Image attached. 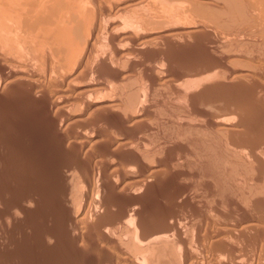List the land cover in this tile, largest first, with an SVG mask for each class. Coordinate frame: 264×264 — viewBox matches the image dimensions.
<instances>
[{"label": "rangeland", "instance_id": "rangeland-1", "mask_svg": "<svg viewBox=\"0 0 264 264\" xmlns=\"http://www.w3.org/2000/svg\"><path fill=\"white\" fill-rule=\"evenodd\" d=\"M90 1L68 49L0 0V264H264V0Z\"/></svg>", "mask_w": 264, "mask_h": 264}, {"label": "bare ground", "instance_id": "bare-ground-1", "mask_svg": "<svg viewBox=\"0 0 264 264\" xmlns=\"http://www.w3.org/2000/svg\"><path fill=\"white\" fill-rule=\"evenodd\" d=\"M4 1V6H6L7 7V9H6V11H8L7 13V15H9L8 17H9V19L8 18H6L5 20H7L9 23H7V21H6V23L7 24H12V25H14V26H16V27H18V29L20 30V31H18L17 32V34L18 35H16V37L17 38H20L21 36H19L21 33V27H23L22 26V24H23V22H24V24H25V22H27V17H30V18H32V17H34V16H28L30 13L27 11V17L26 18H24V16H22V19H24V21L21 19V15H25L26 13H25V11H23L24 13L23 14H21L22 13V10H25L24 8H26L24 5H26V3H25V1L23 0L22 1V3H23V6H22V4H21V2H20V0H3ZM50 0H33V1H29V3L28 4H32V8L30 9V10H32V11H36V12H33L34 14H37V13H42V14H46V15H42V16H40V15H38L37 17H39L40 16V18H41V20L40 19H38V20H40V21H38L37 23L35 22V21H37V20H35L36 19V17H35V19L33 20L35 23H30L31 25L29 26V25H27L30 29H31V32H29L30 33V37L33 35V36H39V38L40 37H43L44 39H43V41L42 42H44L45 44H46V42L48 41H46V39L45 38H47V39H49V40H51L52 41V43H50V41H48L49 43L48 44H52L53 45V43H55V42H57L58 44H61L62 46H64L65 47V45L67 46V48L69 49L70 47V45H71V47H72V38H71V36H70V39H69V32L71 33V31L69 30L68 31V29L69 28H67L68 27V25L70 24V26H72L73 24L72 23H70V22H68V20H67V15H68V12H67V10H68V8H70V9H72V7H73V9L75 10V12H76V15L77 14H80V16L82 15V17H88V15H89V9H88V7H90V5H87V3H89V2H91L90 0H89V2H88V0H86V2L85 1H83V3L84 4H82V0L80 1V0H60V4L58 5L57 4V6H56V4L55 5H53L52 4V2H51V5L49 4L50 2H49ZM61 1H65V2H61ZM27 2V1H26ZM77 2H79L80 3V5H77L76 3ZM96 2V1H95ZM137 2V1H136ZM185 2V1H184ZM6 3V4H5ZM78 3V4H79ZM92 3V2H91ZM92 5V4H91ZM27 6V5H26ZM30 6V5H29ZM56 6V7H55ZM159 6V8H161V9H165V10H167V9H169V7L166 5V6H163L162 4L161 5H158ZM5 7V8H6ZM31 7V6H30ZM92 8H93V6H91ZM95 7V6H94ZM2 8H3V6H2ZM29 8V7H28ZM90 9V12H92L93 11V9ZM34 9V10H33ZM28 10V9H27ZM29 10V11H30ZM152 10V9H151ZM171 10V9H170ZM5 11V12H6ZM167 11H169V10H167ZM172 11V10H171ZM183 11V10H182ZM129 12H131V10L129 11ZM176 12V11H175ZM32 13V14H33ZM135 13V12H134ZM166 13V12H165ZM19 14H21L20 16H19ZM33 14V15H34ZM131 14V13H130ZM130 14H127V15H130ZM138 14V13H137ZM168 14V13H167ZM173 15V14H172ZM90 16V15H89ZM133 16V15H132ZM136 16V15H135ZM20 17V18H19ZM78 17V16H77ZM140 17V16H139ZM174 17V16H173ZM164 18V17H163ZM2 19V18H1ZM21 19V20H20ZM26 19V20H25ZM85 19V18H84ZM84 19L82 20V21H84ZM120 19V18H119ZM32 19H29V21H31ZM87 20V19H86ZM138 20H139V18H138ZM172 20V19H171ZM4 21V20H3ZM21 21H23V22H21ZM70 21V20H69ZM155 21V20H154ZM126 22L127 23H130L131 24V15L130 16H128L127 17V19H126ZM135 22V21H134ZM1 23V22H0ZM105 23V22H104ZM103 23V24H104ZM153 23V22H152ZM23 24V25H24ZM34 24V25H33ZM68 24V25H67ZM3 25V24H2ZM11 25V26H12ZM33 25V26H32ZM99 25V24H98ZM121 25V24H120ZM139 25V24H138ZM27 26L24 28V30L27 28ZM97 26V25H96ZM103 26V25H102ZM4 27V26H3ZM12 28V27H11ZM22 28V29H23ZM29 28H27V29H29ZM33 28V29H32ZM7 29V28H6ZM17 29V30H18ZM26 29V30H27ZM70 29H71V27H70ZM4 30V29H3ZM106 30V29H105ZM5 31V30H4ZM23 31V30H22ZM28 31H30V30H27V32ZM24 32V31H23ZM23 32H22V37H21V39H23L24 40V38H23ZM2 33V32H1ZM7 33V32H6ZM26 33V32H25ZM31 33H32V35H31ZM9 34V33H8ZM13 34V33H12ZM16 34V33H15ZM26 35H27V33H26ZM70 35H72V34H70ZM2 36V35H1ZM0 36V37H1ZM4 36V35H3ZM29 36V35H28ZM11 37V36H10ZM26 37V36H25ZM72 37H74V36H72ZM1 38H4V37H1ZM32 38V37H31ZM30 38V39H31ZM34 38V37H33ZM5 39V38H4ZM3 39V40H4ZM7 39H9V41H10V39L11 38H7ZM36 38H34V40H35ZM42 39V38H41ZM41 39H40V42H41ZM74 39H75V37H74ZM3 40H0V41H3ZM6 40V39H5ZM18 40V39H17ZM20 40V39H19ZM26 40V39H25ZM46 42H45V41ZM76 40V39H75ZM8 41V42H9ZM12 41V40H11ZM36 41H37V39H36ZM39 41V40H38ZM74 41V40H73ZM41 42V43H42ZM69 42H71V43H69ZM3 43V42H2ZM2 43H0V44H2ZM5 43H7V40L3 43V44H5ZM15 43V42H14ZM18 43L19 42H17V46H19L18 45ZM22 43V42H21ZM35 43V42H34ZM16 44V43H15ZM15 44H14V46H15ZM38 43H36V45H37ZM70 44V45H69ZM9 45H10V43H9ZM8 44L6 45L5 44V46H9ZM41 45H43L44 46V44L42 43ZM49 45V46H50ZM51 45V46H52ZM40 46V45H39ZM47 44H46V47H49ZM20 47V46H19ZM38 47V46H37ZM46 47L44 46L43 48L46 50ZM32 48H34V46L32 47ZM39 48V47H38ZM37 48V49H38ZM41 48V47H40ZM38 49V50H40L39 52L41 53L42 51H41V49ZM51 48V47H50ZM66 48V47H65ZM73 48V47H72ZM22 49H24V48H22ZM43 49V50H44ZM19 50H20V48H19ZM33 50V49H32ZM31 50V51H32ZM34 50H35V48H34ZM44 50V51H45ZM52 50H53V48H52ZM70 50H72V49H70ZM36 51V50H35ZM35 51H34V54H35ZM44 51H43V53H44ZM51 51V50H50ZM67 51V50H66ZM69 52V51H68ZM4 53V52H3ZM42 53V54H43ZM48 54H50V52L48 53ZM4 55V54H3ZM45 55L46 54H44V57H45ZM6 56V55H5ZM51 56V55H50ZM7 57V56H6ZM9 58H10V56H8ZM46 57H47V55H46ZM1 58H3L2 56H1ZM16 58V57H15ZM15 58H12V59H15ZM45 59V58H44ZM11 60V59H10ZM43 60V59H42ZM104 60V59H103ZM17 62V61H16ZM22 62V61H21ZM9 66L11 65V64H8ZM13 66V65H12ZM16 67V66H15ZM11 68V67H10ZM9 68V69H10ZM13 68V67H12ZM18 68V67H17ZM19 68H20V66H19ZM18 68V69H19ZM18 69H14V71L15 70H18ZM20 69H22V68H20ZM30 69H31V71H32V68L30 67ZM10 70H12V69H10ZM20 71V70H19ZM13 72V71H12ZM14 74V73H13ZM17 75H19V76H22L23 77V73H21V72H18V73H16ZM18 76V77H19ZM25 81V80H24ZM189 84V83H188ZM61 101V100H60ZM59 101V106H61L63 103H65V101L63 102H60ZM61 104V105H60ZM114 104H116V103H114ZM129 104V103H128ZM116 105H113V104H110L109 105V107H111V108H113V107H115ZM129 106V105H128ZM63 107V106H62ZM117 109V108H116ZM234 110V109H233ZM247 110V109H246ZM249 110V109H248ZM236 111V110H235ZM244 111V110H243ZM242 111V112H243ZM127 112V111H126ZM248 112V111H247ZM244 113V112H243ZM235 114V113H234ZM247 114V113H246ZM220 117V116H219ZM256 146H258V145H256ZM255 146V147H256ZM254 146H248V148H247V152H248V155H252V154H255L254 153V148H255ZM204 153V152H203ZM245 154V153H244ZM253 156H255V159H257V157L258 156H256V154L255 155H253ZM262 156V155H261ZM264 156V155H263ZM262 156V157H263ZM230 158H231V156H230ZM254 158V157H253ZM232 159V158H231ZM245 159V158H244ZM218 160V159H217ZM261 161H263V159L262 160H260V158H259V162H261ZM263 165V167H264V164L261 162V166ZM146 181V180H145ZM142 183V182H141ZM14 190V189H13ZM252 199V198H251ZM22 209V208H21ZM155 210V209H154ZM15 212V211H14ZM158 218V217H157ZM162 218H164L165 219V217L162 215V217H160V219H159V223H157L156 225H154V226H152V227H146L145 226V223L146 222H144V220H142V218H140V217H138L136 214H131L130 216H129V218H128V222H127V227L129 228V230L130 231H132V240H133V242H137L138 240H142V242H144V248H139V250L140 251H146V252H149V251H154V249H158V248H161V246H162V244H165V243H167L166 241V238H164V240H163V238L161 239V237H151L154 233H158V232H160V231H165V230H167V229H170V228H173V226L174 225H171L170 226V224L169 223H167L166 222V220H163ZM156 219V218H155ZM157 220V219H156ZM160 220H162V222L160 221ZM148 223H150V222H148ZM172 223V222H171ZM151 224V223H150ZM197 225V224H196ZM174 228H176V226L174 227ZM173 228V229H174ZM207 228V227H206ZM223 229V228H222ZM176 232V229H175V231H174V233ZM177 233V232H176ZM222 234H223V232H222ZM216 235V234H215ZM168 237V236H167ZM159 239H161L159 242H157V240H159ZM19 240V239H18ZM175 240H176V238H175ZM181 239L180 240H178V237H177V240H176V242L174 241L173 243H171V244H174L175 246L177 245L178 247L180 246L179 245V243H181ZM171 242V241H170ZM223 243H224V241H223ZM261 243V242H260ZM255 244V243H254ZM222 245V244H221ZM183 247V246H182ZM181 247V248H182ZM183 251V250H182ZM187 251V250H186ZM188 252V251H187ZM183 253H184V251H183ZM186 253V252H185ZM187 255H188V253H186ZM186 254L184 255L185 256V259H186ZM197 255V254H196ZM191 256V255H190ZM188 257V256H187ZM189 258V257H188Z\"/></svg>", "mask_w": 264, "mask_h": 264}]
</instances>
